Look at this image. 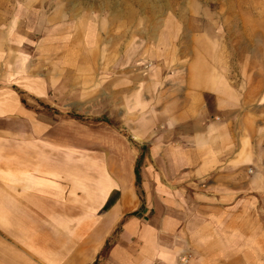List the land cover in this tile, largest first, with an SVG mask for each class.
I'll list each match as a JSON object with an SVG mask.
<instances>
[{"label":"crops","instance_id":"obj_1","mask_svg":"<svg viewBox=\"0 0 264 264\" xmlns=\"http://www.w3.org/2000/svg\"><path fill=\"white\" fill-rule=\"evenodd\" d=\"M190 34L164 57L173 71L126 78L119 109L110 87L109 138L124 144L120 126L137 145L109 161L70 147L79 124L0 87V264L264 263V75L246 88L218 43ZM11 81L46 96L47 83Z\"/></svg>","mask_w":264,"mask_h":264},{"label":"rangeland","instance_id":"obj_2","mask_svg":"<svg viewBox=\"0 0 264 264\" xmlns=\"http://www.w3.org/2000/svg\"><path fill=\"white\" fill-rule=\"evenodd\" d=\"M191 32L218 43L229 73L244 76L246 88L262 86L248 75H264V0H0V87L21 94L43 120L79 124L68 126L70 147L84 144L85 155L100 152L109 161L108 153L137 145L120 126L124 144L109 138L116 127L109 118L110 87H116L119 109L126 78L156 79V73L173 71L164 57L179 46L178 33L186 39ZM23 77L47 83L45 99L35 101L8 83Z\"/></svg>","mask_w":264,"mask_h":264},{"label":"trees","instance_id":"obj_3","mask_svg":"<svg viewBox=\"0 0 264 264\" xmlns=\"http://www.w3.org/2000/svg\"><path fill=\"white\" fill-rule=\"evenodd\" d=\"M135 175H136V181L139 182V166H137L135 169Z\"/></svg>","mask_w":264,"mask_h":264}]
</instances>
